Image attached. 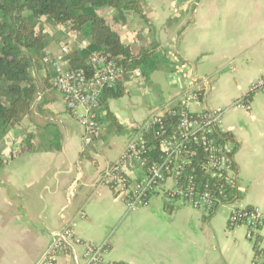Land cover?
Listing matches in <instances>:
<instances>
[{
    "label": "crops",
    "instance_id": "obj_1",
    "mask_svg": "<svg viewBox=\"0 0 264 264\" xmlns=\"http://www.w3.org/2000/svg\"><path fill=\"white\" fill-rule=\"evenodd\" d=\"M142 1L148 22L134 13L109 22L126 45L160 44L175 65L148 79L124 78L125 94L109 100L123 132L104 121L101 139L85 146L64 96L44 86L43 72H32L38 93L30 119L0 140V264H36L53 233L68 224L84 241L107 243L103 264H252L254 241L264 250V225L251 241L245 225L228 223L233 207L264 213V91L254 93L248 109L234 105L264 76V0ZM68 42L79 43L74 37ZM194 74L209 84L193 110L226 108L222 130L237 145L233 159L243 196L208 213L156 193L148 207L127 212L103 182L105 171L148 117L177 104ZM28 139L40 148L29 150ZM128 174L144 176L140 169ZM59 264H85L84 246L72 245Z\"/></svg>",
    "mask_w": 264,
    "mask_h": 264
},
{
    "label": "built area",
    "instance_id": "obj_2",
    "mask_svg": "<svg viewBox=\"0 0 264 264\" xmlns=\"http://www.w3.org/2000/svg\"><path fill=\"white\" fill-rule=\"evenodd\" d=\"M59 29L63 33L68 32L66 27ZM69 37L77 39L78 36L72 31L69 32ZM88 44L87 40L82 39L78 47L86 48ZM71 48L69 42L61 44L57 51L45 49L44 62L54 73L53 87L64 96L67 109L83 129L85 146H91L101 139L103 134V124L98 118L101 93L105 88L117 84L123 69L116 59L99 52L90 55V69L71 67ZM133 74L141 77L140 71ZM191 83L193 86L184 92L176 105L152 114L141 127H159L156 135L161 138L162 159L152 163L148 161L146 141L139 128L116 163L105 171L103 182L123 199L127 212L148 207L156 193H161L169 202L189 205L208 213L216 211L217 205L231 204L216 197L208 188L200 191L188 169L197 149L202 148L205 154L202 166L206 171L212 172L213 175L225 173L228 177H235L231 157L228 155L232 146L222 137L226 108L215 106L193 110V106L203 99L209 83L207 78L197 74L191 77ZM259 91H264V76L249 87V93ZM249 103V99L243 96L237 99L234 105L248 109ZM165 112L178 120L177 129L172 133L164 127ZM130 169L142 170L143 178L132 179L128 174ZM241 210L243 209L233 208L228 223L231 226L245 225L247 238L253 241L255 230L264 225V213L258 208L250 212ZM74 244L84 246L85 264H103L102 255L107 250V243L95 245L84 241L75 233L72 224L53 233L45 253L36 264H59L61 256L68 253ZM258 261L252 264H261V260Z\"/></svg>",
    "mask_w": 264,
    "mask_h": 264
},
{
    "label": "trees",
    "instance_id": "obj_3",
    "mask_svg": "<svg viewBox=\"0 0 264 264\" xmlns=\"http://www.w3.org/2000/svg\"><path fill=\"white\" fill-rule=\"evenodd\" d=\"M101 6L112 8L116 12L115 20H125L127 13H134L148 22L142 0H0V140L12 128L30 119L38 93L37 83L32 74L33 69L44 73L42 81L45 87L53 86L54 73L44 62L45 49L53 42L69 44V32L73 31L78 38L89 42L86 48L81 49L78 46L71 48L69 53L71 67L90 69L88 65L90 55L99 52L116 59L117 64L123 69L117 84L102 91L98 110L99 121L101 123L107 121L118 133L123 132L125 126L110 110L109 100L121 98L125 94L124 78L135 71H140L141 77L148 79L156 70L174 68L175 63L160 44L155 43L150 47L126 45L120 33L109 22L110 19L100 13ZM47 24L50 25L49 28ZM61 27H66L68 32L63 33L59 29ZM253 95L254 93H248L244 97L251 102ZM164 116V127L170 133L176 131L178 122L176 117L166 112ZM142 125L139 131H142L146 141L148 161L158 162L163 157L161 138L156 135L159 127L155 125L149 129H141ZM222 134L223 139L232 146L228 155L231 157L235 177H228L225 173L213 175L212 172L206 171L202 166L205 157L202 148L197 149L188 169L200 191L208 188L216 197L234 203L243 196L237 182L239 169L233 159L237 145L230 132L223 131ZM38 148L40 147L31 142L28 144L29 150ZM3 164V155L0 153V168ZM218 207L219 205L216 209ZM254 208L247 206L241 211L250 212ZM253 246L255 250L253 262L261 260V264H264L262 259L264 250L258 247L257 240Z\"/></svg>",
    "mask_w": 264,
    "mask_h": 264
},
{
    "label": "rangeland",
    "instance_id": "obj_4",
    "mask_svg": "<svg viewBox=\"0 0 264 264\" xmlns=\"http://www.w3.org/2000/svg\"><path fill=\"white\" fill-rule=\"evenodd\" d=\"M99 11H100V13L103 15V16H105V17H107V18H109V19H111L112 20V17L116 14V12L112 9V8H110V7H108V6H101L100 8H99ZM135 17V16H134ZM136 19H139L138 17H136ZM115 20V19H114ZM132 21V19H129L128 20V22L130 23ZM134 21V20H133ZM116 22H121L122 23V20L121 19H117V21ZM47 26H48V28L50 27V25L49 24H47ZM82 39H80V38H78L77 37V42H79V41H81ZM35 70L36 69H33V71L32 72H34L35 73ZM233 208H235V207H233ZM232 208V209H233ZM232 209H231V211H232Z\"/></svg>",
    "mask_w": 264,
    "mask_h": 264
},
{
    "label": "water",
    "instance_id": "obj_5",
    "mask_svg": "<svg viewBox=\"0 0 264 264\" xmlns=\"http://www.w3.org/2000/svg\"><path fill=\"white\" fill-rule=\"evenodd\" d=\"M38 87V86H37Z\"/></svg>",
    "mask_w": 264,
    "mask_h": 264
}]
</instances>
